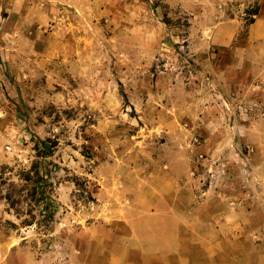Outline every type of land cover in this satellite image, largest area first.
Segmentation results:
<instances>
[{"label":"rangeland","instance_id":"rangeland-1","mask_svg":"<svg viewBox=\"0 0 264 264\" xmlns=\"http://www.w3.org/2000/svg\"><path fill=\"white\" fill-rule=\"evenodd\" d=\"M257 7L0 0L1 189L23 185L18 173L43 140L55 205L46 225H25L35 201L0 199V264H130L129 228L152 208L255 197L245 131L263 123L264 96L238 68ZM231 21L230 46L209 42L214 25Z\"/></svg>","mask_w":264,"mask_h":264},{"label":"crops","instance_id":"crops-1","mask_svg":"<svg viewBox=\"0 0 264 264\" xmlns=\"http://www.w3.org/2000/svg\"><path fill=\"white\" fill-rule=\"evenodd\" d=\"M256 2L238 72L246 86L250 79H258L257 89L264 96V0ZM210 31L209 42L228 47L236 36L237 25L234 21L223 22ZM248 129L245 134L250 135L255 150L251 159L255 174L248 182L257 183L256 196L249 198V191L241 190L237 198L241 202L236 207L231 205V193L224 192L207 198L191 196L190 209L183 205L152 208L151 216L146 218L149 221H136L129 228L130 242L135 245V259L130 264H264V121Z\"/></svg>","mask_w":264,"mask_h":264},{"label":"trees","instance_id":"trees-1","mask_svg":"<svg viewBox=\"0 0 264 264\" xmlns=\"http://www.w3.org/2000/svg\"><path fill=\"white\" fill-rule=\"evenodd\" d=\"M39 144H41L39 147L38 144L34 145L36 154L31 165L18 173L19 180L23 182V185L18 189L9 184L4 188V191H2L3 189H1V186H4L8 177L5 176L6 171L4 167L0 169V199H4L9 208L17 206V202L20 203L23 199H27V197L35 201L33 208L30 205L26 208V212L29 214L30 218L23 219L22 224L25 225L31 224L34 218L37 219L38 224L46 225L52 220L55 210V205L49 193L52 186L50 172L41 161L48 155L49 145L43 140H40ZM17 197L19 198L18 200ZM21 210L23 211L22 208ZM32 210L34 211L32 212ZM22 211L15 208L17 216H20L21 213H23Z\"/></svg>","mask_w":264,"mask_h":264}]
</instances>
